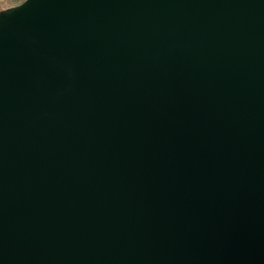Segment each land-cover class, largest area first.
I'll use <instances>...</instances> for the list:
<instances>
[{
    "label": "water",
    "instance_id": "water-1",
    "mask_svg": "<svg viewBox=\"0 0 264 264\" xmlns=\"http://www.w3.org/2000/svg\"><path fill=\"white\" fill-rule=\"evenodd\" d=\"M0 264H264V0L0 11Z\"/></svg>",
    "mask_w": 264,
    "mask_h": 264
},
{
    "label": "rangeland",
    "instance_id": "rangeland-1",
    "mask_svg": "<svg viewBox=\"0 0 264 264\" xmlns=\"http://www.w3.org/2000/svg\"><path fill=\"white\" fill-rule=\"evenodd\" d=\"M26 0H0V11H5L13 7H17Z\"/></svg>",
    "mask_w": 264,
    "mask_h": 264
}]
</instances>
